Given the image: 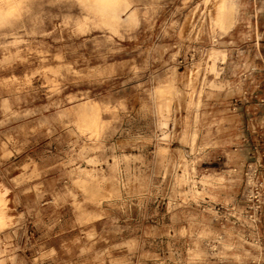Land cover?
Segmentation results:
<instances>
[{
	"label": "rangeland",
	"instance_id": "1",
	"mask_svg": "<svg viewBox=\"0 0 264 264\" xmlns=\"http://www.w3.org/2000/svg\"><path fill=\"white\" fill-rule=\"evenodd\" d=\"M254 100L264 0H0V264H264Z\"/></svg>",
	"mask_w": 264,
	"mask_h": 264
},
{
	"label": "crops",
	"instance_id": "2",
	"mask_svg": "<svg viewBox=\"0 0 264 264\" xmlns=\"http://www.w3.org/2000/svg\"><path fill=\"white\" fill-rule=\"evenodd\" d=\"M229 19H230L229 15L226 11V14L222 19L223 20L222 25L223 26L230 25L231 23ZM242 104L243 103H241L240 105ZM249 108L253 110L254 118L245 120L244 115L242 114L241 118L236 120L239 124L238 127H240V134L236 137L230 138V146L225 147L224 144L220 145V148H218V150L214 152L220 153L221 155L220 158L223 160H225V157L223 155L227 153L228 158H230L229 159L230 165L238 169L245 168L246 165H248L250 162L254 160L257 164H259L260 171L264 175V163L262 165L259 163L260 153L264 154V151L258 152L255 148L251 150L246 140L249 137V135H253L255 134V132L258 138L259 136L262 135V133H264V100L263 101L254 100L253 104L247 107L246 110ZM246 122L248 124L247 126L248 131L245 134V123ZM252 126H255V129H252ZM235 138H239V141H241L239 145H237L238 142ZM221 143H224V142H221ZM3 226L4 227L6 226V221L4 218H3ZM259 227L261 231L260 233L262 234L264 238V212L260 218Z\"/></svg>",
	"mask_w": 264,
	"mask_h": 264
},
{
	"label": "built area",
	"instance_id": "3",
	"mask_svg": "<svg viewBox=\"0 0 264 264\" xmlns=\"http://www.w3.org/2000/svg\"><path fill=\"white\" fill-rule=\"evenodd\" d=\"M243 175L245 185L241 194V215L247 226L255 227L264 212V177L260 167L255 164L247 165Z\"/></svg>",
	"mask_w": 264,
	"mask_h": 264
},
{
	"label": "bare ground",
	"instance_id": "4",
	"mask_svg": "<svg viewBox=\"0 0 264 264\" xmlns=\"http://www.w3.org/2000/svg\"><path fill=\"white\" fill-rule=\"evenodd\" d=\"M3 204L2 198L0 197V206ZM0 225L3 226V217L0 215Z\"/></svg>",
	"mask_w": 264,
	"mask_h": 264
}]
</instances>
